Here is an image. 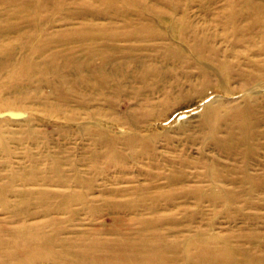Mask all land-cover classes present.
<instances>
[{"label": "rangeland", "instance_id": "374dc122", "mask_svg": "<svg viewBox=\"0 0 264 264\" xmlns=\"http://www.w3.org/2000/svg\"><path fill=\"white\" fill-rule=\"evenodd\" d=\"M99 1L0 0V177L35 175L37 183L18 179L12 187L50 194L33 196L32 211L75 196L68 212L25 222L46 224L47 235L60 229L77 254L82 238L113 245L121 236L145 237L167 256L194 257L197 244L206 247L201 242L263 254L264 188L246 180L245 166L256 183L264 182V0H120L117 13ZM82 24L117 27L114 45L102 29L93 41L69 37ZM197 40L206 43L204 55L195 50ZM92 43L131 51L116 48L104 62L89 56ZM53 54L54 69L39 73L35 64ZM68 60L83 63L92 81ZM214 60L231 65L230 72ZM246 106L256 133L248 142L252 155L245 143L215 142L242 134L235 114ZM208 108L219 118L214 133ZM14 196L8 211L0 206V230L19 226L12 215L26 214ZM62 253L59 247V256L71 259ZM90 256L100 262L111 254ZM216 256L212 264L227 255ZM42 257L41 264L60 263Z\"/></svg>", "mask_w": 264, "mask_h": 264}, {"label": "bare ground", "instance_id": "6f19581e", "mask_svg": "<svg viewBox=\"0 0 264 264\" xmlns=\"http://www.w3.org/2000/svg\"><path fill=\"white\" fill-rule=\"evenodd\" d=\"M119 1L120 0H100L99 2L103 7H106V9L113 11V13H117L116 2H119ZM122 1L123 0H121V2ZM126 1H127V5H133V0H126ZM59 4H60V2H59ZM99 15L100 14H98L97 16H99ZM176 25H177V23H176ZM99 29H102V30H99ZM138 29L135 28V29L131 30L130 32H127L126 36H128V38H130L129 36H131V38H132L135 34L138 33V31H137ZM96 30H99L101 33H104V34H108V35L112 34L113 37H112L111 42L113 43L112 45H114V42L116 41L115 32L118 30H117V27H115L113 25L97 26V25H91V24H82L79 28L73 29L72 33L70 34L69 37L78 36L80 38H84V39L88 38V39H90V41L91 40L93 41L92 36H93L94 31H96ZM39 36H37V37H39ZM205 44H206L205 41L197 40L196 44H195V50L199 54H203L202 50L205 47ZM112 45L111 44H108V45L101 44V46L98 47L92 43L90 45H87L86 51L88 52L89 56H91L92 58L97 56L100 59H102L104 62H108L112 59V57L115 53L114 49H116V48H118L120 50V52L124 53V54H127L128 52L131 51V49L128 47H113ZM56 55L57 54H53L51 56V59L44 60L42 62H39L38 64H35L37 67V71L39 73H44V72H50L51 69H54L55 66L53 65V62L51 63V60ZM207 58H210L212 60L215 59L213 55L209 56ZM68 61L71 63L72 69H75L76 70L75 72L79 76L81 74L83 75V73H84V75L81 76L82 80L84 79L87 82L92 81V79H91L92 74L88 73V72L85 73L84 69L86 66L83 63H81L79 60H74V61L68 60ZM214 61L217 63L216 65L219 67V69L225 75L230 72L231 65L229 66L223 60H220V61L214 60ZM26 69H27V73H29L30 68H26ZM97 70H99L98 72H100L101 74L105 73L103 71V69H97ZM143 78H144V76H143ZM70 82L71 81H69V83ZM235 112H237V111H235ZM206 115H207V119H208V128L211 129L210 130L211 133H212V131L214 133V130L216 131L215 124H217L218 123L217 121L219 120V118L217 116V111H216V109L208 108L206 110ZM235 115L239 116V118H240L239 119L240 121L238 122V127L240 130H242V134H240L239 136H234V135H232V133H230V134H227L225 137H222V138L221 137H215V142L217 144H220L221 146L225 145L226 143L230 144L232 141H235V140L238 142L245 143L247 145V147H246L247 155H252V154H254V152H253L254 148L250 144H248V142L250 140L249 138H251V140H254L255 136H256V133L253 131V127H254L253 111H252V109H250V106H246L241 111H238ZM35 133H38V132H35ZM37 135H39V134H37ZM38 141H40V140H38ZM51 165H54V164H51ZM51 168H52V166H51ZM247 169H248V161H247V164L245 166V174H246L245 178H246V180L251 182V184L256 189L264 188V182L256 183L255 177L251 176L249 174V172H247L248 171ZM22 175H26V174H24V173L20 174L19 171H13L7 177H5V176L3 178L0 177V206H1V208L4 211H8L11 208V202H10L9 198L12 195L19 197L20 198L19 204L26 208V212H24V214L25 213L26 214L23 216V219L21 218V216L19 214L14 215V216L12 215V217H11L13 222L21 221V224L19 226L14 227V228L13 227L7 228V229L2 228L0 230V264H25L27 262V260L33 262V264H41L39 262L43 258H45V257H42L44 255H46L47 257H51L53 259H55L56 257L57 258L59 257L58 260L60 263H58V264H65V263H63L64 261H70V262H72V264H190L191 261H193L194 259H195V261L193 263H195V264H212V263L216 262V260H217L216 258H218L216 256V254L219 251L226 252V255H227L224 257L223 264H264V253L261 255H257L248 249L247 250H244L241 248L236 249L233 246L229 245V243H227V242L221 243V245L219 247H211L209 244H206L205 242H201V244L205 245L206 247H203V246L197 244V249H196L194 257L187 258L188 256H178L179 254H177V252L171 253L172 255L167 256L168 253L164 255L163 250L155 247L154 244L152 245L151 241H146L145 237L144 238L139 237V238H136L133 240V239H131V237L121 236L116 241L117 243L113 244V245L107 244L108 242H102L98 238H94L91 240H85L84 238H82L80 240V243H79L80 246L82 247V252L79 254L71 253V248L73 247V244H74L73 239H71V238L61 239V236L59 235L61 232L60 229H58V230L54 229L55 231L53 232V234L47 235V234H45L46 224L45 225L44 224H39V225L27 224L25 222L26 221L25 218L28 216L33 217L39 213H43L44 215H51V213H55L57 211H67L68 212L70 209L69 208L70 203H71L72 199L75 198V196L66 195V197L65 196L61 197V198L66 199L65 202H63L61 206L60 205L59 206L54 205V204H40L39 203L37 210L32 211L31 205L28 204L27 202L33 196H35L37 199H43L44 196H50V194L12 190L13 185H15V181H17L18 179L23 180L27 184H28V181H32V183H34L37 180L35 178V175L32 177L31 180L25 179V176L22 177ZM37 175L38 174L36 173V177H37ZM7 179L10 181H13V182L10 185H8L5 181ZM36 183H37V181H36ZM60 183H61V181H60ZM34 186H35V184H34ZM89 189H91V188H89ZM133 192H135V191H133ZM35 197H34V199H35ZM33 210H35L34 206H33ZM28 218H30V217H28ZM33 241H35V242H33ZM161 243L163 246H166V242L161 240ZM21 245L26 246L25 249H27L23 254H20L18 251V248L21 247ZM257 246L261 247L260 245H257ZM59 247L63 251V253L61 255H70L71 259L65 260L64 258L60 257L59 256ZM31 249H34L35 252L32 253L31 255H29V251ZM95 251L96 252L102 251V252L107 253V254L110 252L111 257L109 259H107L106 261H100V262L91 261L90 260V258H91L90 254L92 252H95ZM237 255H240L243 258L238 259ZM41 257H42V259H41ZM1 259H5V261H1Z\"/></svg>", "mask_w": 264, "mask_h": 264}]
</instances>
